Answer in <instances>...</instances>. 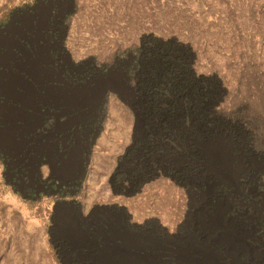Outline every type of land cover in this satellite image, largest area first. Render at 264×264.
Wrapping results in <instances>:
<instances>
[{
    "label": "rangeland",
    "instance_id": "374dc122",
    "mask_svg": "<svg viewBox=\"0 0 264 264\" xmlns=\"http://www.w3.org/2000/svg\"><path fill=\"white\" fill-rule=\"evenodd\" d=\"M44 1L0 0V83L27 107L62 108L66 114L57 118L69 125L95 119L99 131L76 208L55 209L44 194L22 197L4 180L0 161V264H264V0H50L40 6ZM32 8L33 18L19 15ZM53 14L63 23L56 43L39 36L27 47L13 42L34 27L50 33ZM10 22L22 26L6 27ZM149 38L187 46L194 72L219 81L216 108L230 125L243 119L253 144L244 128L225 126L223 117L211 131L178 130L174 117H162L174 136L182 133L185 149L148 145L147 152L159 154L139 164L144 174L132 184L127 159L143 120L130 75ZM65 75L69 85L61 82ZM40 81L58 88L47 89L45 99L36 96V104L18 94L43 91ZM92 96L94 109L79 102ZM216 136L228 141L230 172L222 175L208 171L202 154Z\"/></svg>",
    "mask_w": 264,
    "mask_h": 264
},
{
    "label": "flooded vegetation",
    "instance_id": "af4514ba",
    "mask_svg": "<svg viewBox=\"0 0 264 264\" xmlns=\"http://www.w3.org/2000/svg\"><path fill=\"white\" fill-rule=\"evenodd\" d=\"M47 5H51L50 0L40 3L42 7ZM19 15L33 18L36 13L32 8L22 10ZM55 18L53 14L49 19L50 33H39L34 27L27 37L13 42L19 47H27L28 40L39 36L56 43L59 25L63 23ZM9 25L5 26L19 29L22 26L16 22ZM67 77H61L63 85H69ZM23 83L35 88L30 80L25 79ZM40 84L41 92L18 94L36 104V96L45 99L47 89L58 88L51 81H40ZM0 88V161L4 180L28 200L44 194L54 199L55 209L59 205L76 208V197L82 190L99 131L98 120L88 119L85 123L69 125L67 118H57L66 114L65 109L42 103L27 107L24 101L18 102L12 97L15 90L5 92L3 83ZM70 258H76V255H70Z\"/></svg>",
    "mask_w": 264,
    "mask_h": 264
},
{
    "label": "trees",
    "instance_id": "16d2710c",
    "mask_svg": "<svg viewBox=\"0 0 264 264\" xmlns=\"http://www.w3.org/2000/svg\"><path fill=\"white\" fill-rule=\"evenodd\" d=\"M143 47L145 49L139 52L135 63L136 70L130 75L143 120L142 135L127 159V171L130 172L127 175L132 184H136L144 174L138 169L139 164L149 158L155 159V154H159L157 151L147 152L148 145L167 144L177 149L180 144L181 150L185 149L182 133L179 132V136L174 133V136L167 125L162 126L164 117H174L173 126L178 130L206 131L213 130L223 117L225 121L221 120L225 126L244 128L246 141L253 144V130L243 119L232 118L230 125L229 119L216 108L222 95L219 81L194 72L193 55L187 46L175 40L149 38ZM167 122L170 123V119ZM71 262L77 264L76 260Z\"/></svg>",
    "mask_w": 264,
    "mask_h": 264
},
{
    "label": "bare ground",
    "instance_id": "6f19581e",
    "mask_svg": "<svg viewBox=\"0 0 264 264\" xmlns=\"http://www.w3.org/2000/svg\"><path fill=\"white\" fill-rule=\"evenodd\" d=\"M85 98V99H84ZM82 98L79 102L81 104H87L93 109L96 107V102L94 101L95 96ZM92 102L94 104H92ZM70 105L76 107L77 101H73ZM203 156L209 163L208 171L215 175H222L223 172H230V167L228 165L229 161V151H228V141L225 138L216 136L212 141H209L203 145ZM221 184L230 186V180L223 178Z\"/></svg>",
    "mask_w": 264,
    "mask_h": 264
}]
</instances>
